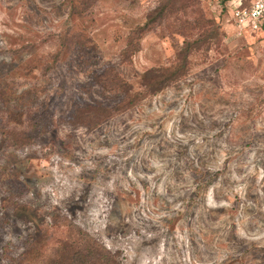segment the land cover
I'll return each instance as SVG.
<instances>
[{
    "label": "rangeland",
    "instance_id": "rangeland-1",
    "mask_svg": "<svg viewBox=\"0 0 264 264\" xmlns=\"http://www.w3.org/2000/svg\"><path fill=\"white\" fill-rule=\"evenodd\" d=\"M228 1L0 0V264H264V28Z\"/></svg>",
    "mask_w": 264,
    "mask_h": 264
},
{
    "label": "built area",
    "instance_id": "built-area-1",
    "mask_svg": "<svg viewBox=\"0 0 264 264\" xmlns=\"http://www.w3.org/2000/svg\"><path fill=\"white\" fill-rule=\"evenodd\" d=\"M239 3L233 7L231 18L237 36L256 33L264 26V0H249L247 7Z\"/></svg>",
    "mask_w": 264,
    "mask_h": 264
},
{
    "label": "trees",
    "instance_id": "trees-1",
    "mask_svg": "<svg viewBox=\"0 0 264 264\" xmlns=\"http://www.w3.org/2000/svg\"><path fill=\"white\" fill-rule=\"evenodd\" d=\"M226 1H228V0H225V2ZM248 3H249V0H247V2H245V3H242L241 8L247 7ZM226 7H227V5H225V10H226ZM230 15H231V13H230ZM196 44L197 43L195 42L193 45H196ZM155 73H156L155 71L154 72L150 71L148 73V75H151V80L157 79L156 82L153 84L156 87V89H154V91H160L162 88L167 87L170 82H172L173 80H175L178 77V74H180V70L169 73V74H164V75H155ZM93 253H95V252H93ZM93 258H96L99 260L104 259V261L105 260L109 261L108 257L103 258V255L101 254V256H100V253H97V251H96L95 257H93ZM63 262H64V258L59 262V264H63ZM77 262H80L79 264H87V262H89V261H88V258L84 254L81 253L80 256L77 258ZM93 262H95V261L91 260V262L89 264H92Z\"/></svg>",
    "mask_w": 264,
    "mask_h": 264
},
{
    "label": "crops",
    "instance_id": "crops-1",
    "mask_svg": "<svg viewBox=\"0 0 264 264\" xmlns=\"http://www.w3.org/2000/svg\"><path fill=\"white\" fill-rule=\"evenodd\" d=\"M246 1H244V0H229L228 1V5H227L228 8H229V12L232 13V5L233 4H235L234 6H236L237 4H239V3H245ZM228 27H229V29H230L231 32H234L235 33V28L233 27V24L231 22L228 24Z\"/></svg>",
    "mask_w": 264,
    "mask_h": 264
},
{
    "label": "bare ground",
    "instance_id": "bare-ground-1",
    "mask_svg": "<svg viewBox=\"0 0 264 264\" xmlns=\"http://www.w3.org/2000/svg\"><path fill=\"white\" fill-rule=\"evenodd\" d=\"M13 175V174H12ZM9 186V185H8Z\"/></svg>",
    "mask_w": 264,
    "mask_h": 264
}]
</instances>
